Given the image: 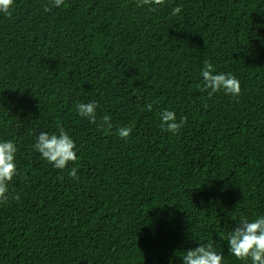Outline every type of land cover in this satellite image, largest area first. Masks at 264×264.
Returning a JSON list of instances; mask_svg holds the SVG:
<instances>
[{
    "label": "trees",
    "instance_id": "1",
    "mask_svg": "<svg viewBox=\"0 0 264 264\" xmlns=\"http://www.w3.org/2000/svg\"><path fill=\"white\" fill-rule=\"evenodd\" d=\"M48 5L0 13V142L17 146L19 197L0 204V264H183L209 242L222 264H251L221 235L264 216V0ZM206 60L237 97L201 91ZM91 101L95 124L76 110ZM165 109L187 118L178 134ZM58 126L78 158L64 170L33 148Z\"/></svg>",
    "mask_w": 264,
    "mask_h": 264
},
{
    "label": "clouds",
    "instance_id": "2",
    "mask_svg": "<svg viewBox=\"0 0 264 264\" xmlns=\"http://www.w3.org/2000/svg\"><path fill=\"white\" fill-rule=\"evenodd\" d=\"M14 0H0V13L11 16L10 9ZM165 0H138V6L149 5L150 10L154 11L155 6L164 5ZM64 0H49V5L45 11H51L52 7H60ZM180 7L173 9L172 14L177 15L181 12ZM203 84L199 86L201 91H206L208 96L223 91L226 95L237 97L241 92V85L238 78L231 73H216L213 64L206 60L201 71ZM98 104L95 101L88 103H79L76 105L78 115L87 118L91 123H97L96 109ZM149 111L152 110V104L146 105ZM162 130L178 134L182 126L186 123L187 118L182 117L179 121L176 119L174 111L168 109L160 113ZM101 130L111 131L113 125L111 117L105 115L102 123L99 125ZM120 139H127L131 136L133 129L129 126H121L117 130ZM33 148L38 152L42 159L51 163L56 169L64 170L69 162L77 161L76 145L72 137L63 127L58 126V132L48 133L41 132L36 138ZM18 149L12 141L0 142V204L7 203L10 199H19L18 194L10 192L9 184L17 176V167L15 157ZM69 176L73 179H79L77 169L71 168ZM228 243L229 253L239 260H251V264H264V216H260L253 221L247 217H240L238 226L234 227L226 237L221 235ZM181 258L183 264H222L224 256L217 253L211 242L201 243L194 249L185 250Z\"/></svg>",
    "mask_w": 264,
    "mask_h": 264
}]
</instances>
